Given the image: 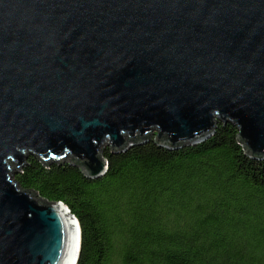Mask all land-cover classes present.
I'll return each mask as SVG.
<instances>
[{
    "label": "water",
    "instance_id": "1",
    "mask_svg": "<svg viewBox=\"0 0 264 264\" xmlns=\"http://www.w3.org/2000/svg\"><path fill=\"white\" fill-rule=\"evenodd\" d=\"M236 127L264 159V0H0V264H76L69 209L21 189L31 156L106 172Z\"/></svg>",
    "mask_w": 264,
    "mask_h": 264
},
{
    "label": "trees",
    "instance_id": "2",
    "mask_svg": "<svg viewBox=\"0 0 264 264\" xmlns=\"http://www.w3.org/2000/svg\"><path fill=\"white\" fill-rule=\"evenodd\" d=\"M231 124L168 150L147 138L103 150L106 172L29 156L13 179L77 220L76 264H264V159L245 154Z\"/></svg>",
    "mask_w": 264,
    "mask_h": 264
}]
</instances>
